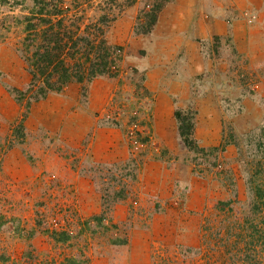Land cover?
Segmentation results:
<instances>
[{
	"label": "rangeland",
	"instance_id": "1",
	"mask_svg": "<svg viewBox=\"0 0 264 264\" xmlns=\"http://www.w3.org/2000/svg\"><path fill=\"white\" fill-rule=\"evenodd\" d=\"M35 1L0 0V52L9 68L0 72V264H142V257L145 264H264V245L251 247L247 256L245 242L236 243L237 233L229 236L233 226L244 236L264 230V190L262 197L256 191L264 188V129L245 140L243 198L236 186L212 185V173L220 176L225 170L218 167L216 150L198 149L196 142L198 187L186 184L177 193L185 197L196 190L198 200L208 205L201 213L191 212L196 217L186 223V231L179 218H155L169 202L163 206L155 202L157 195L146 197L139 185L142 162L160 154L144 116L150 94L143 85L146 70L140 71L146 67V44L139 38L152 30L162 0H58L62 12L50 22L43 21L52 16L39 12ZM61 21L71 32L88 25L105 32L117 47L113 74L58 81L55 65L35 46L47 28L58 30ZM34 34L38 42L29 40ZM79 49L83 61L86 44ZM53 94L64 96L72 111L85 109L98 127L122 124L130 160L112 168L92 164L87 137L79 147L68 146L64 122L41 117L36 124L26 123L32 106L47 109ZM6 95L19 107L16 115V107L5 104ZM50 114L43 109L37 115Z\"/></svg>",
	"mask_w": 264,
	"mask_h": 264
},
{
	"label": "crops",
	"instance_id": "2",
	"mask_svg": "<svg viewBox=\"0 0 264 264\" xmlns=\"http://www.w3.org/2000/svg\"><path fill=\"white\" fill-rule=\"evenodd\" d=\"M156 15L152 30L139 40H145L147 51L146 67L140 68L146 70L143 85L150 94L144 102L146 127L160 154L142 162L139 185L146 197L152 193L158 197L155 202L162 201L163 206L169 202L164 214L158 212L155 218H179L186 231V223L196 217L191 212L201 213L208 204L198 200L196 190L178 197L186 184L198 187V174L196 151L183 143L176 111L189 115L199 148H219L214 156L225 171L220 176L212 173L210 178H216L212 185L236 186L243 198L245 140L252 131L264 129V0H162ZM5 65L0 52V72H7ZM1 84L0 80L2 92ZM63 97L50 95L47 109L44 104L32 106L33 115L26 123L36 124L41 117L64 122L68 146L79 147L87 137L92 164L112 168L130 160L122 124L98 127L85 109L74 105L72 111ZM5 104L15 106L9 95ZM0 105L4 107V102ZM43 109L51 114L37 115ZM18 112L16 107L15 115Z\"/></svg>",
	"mask_w": 264,
	"mask_h": 264
},
{
	"label": "trees",
	"instance_id": "3",
	"mask_svg": "<svg viewBox=\"0 0 264 264\" xmlns=\"http://www.w3.org/2000/svg\"><path fill=\"white\" fill-rule=\"evenodd\" d=\"M35 2H38L39 4V12H46L47 15L52 16V18H43L44 22H50L54 18L53 14L57 15L62 12V5H58V0H36ZM57 10L58 12L56 13L55 11ZM28 19H30V17H28ZM60 23L62 24L58 26V30H56L53 26L47 28V30L42 34V43H38L35 46L37 48L36 52L38 55L41 53L44 60H47L49 63H53L55 65L53 73L56 75L59 82L67 83L73 77L78 78L80 74L82 75L78 78L79 80L86 76L89 81H92L98 76L113 74L112 67L115 66L118 59L115 56V50H117V47L107 41L105 32L102 29L96 25H91V29H89L88 25L83 32H78L77 30L71 32V30L67 29L68 26H62L63 21ZM35 34L31 35L29 40L38 42L39 36H35ZM74 35H78V37L75 38ZM97 41H99V43ZM81 43L86 44V54L84 55L85 60L83 61L82 53L79 49ZM66 56L71 63L67 62L65 58ZM37 63H40V57L37 58ZM50 77L51 76L48 78ZM176 117L180 120L179 131L183 143L189 149L195 150L197 148V144L196 140L193 138V124L189 119V115L178 110L176 111ZM198 149L200 148L198 147ZM214 150L217 151L218 148H214ZM263 190L264 188H261V185L256 187L257 194L261 197L263 196ZM255 207V210L259 209L258 206ZM234 231L237 233L236 243H239L240 241L245 242L244 252L247 256L251 254L249 253V251H252L251 247L254 250L255 246H259L263 249L264 230L261 231L257 229L249 235L244 236L245 234L243 235V233L236 231L233 226L230 227L229 236ZM251 237L254 238L251 239ZM261 251H264V249ZM262 253L264 254V252ZM261 257L264 258L262 254ZM72 262L74 263L75 260Z\"/></svg>",
	"mask_w": 264,
	"mask_h": 264
},
{
	"label": "built area",
	"instance_id": "4",
	"mask_svg": "<svg viewBox=\"0 0 264 264\" xmlns=\"http://www.w3.org/2000/svg\"><path fill=\"white\" fill-rule=\"evenodd\" d=\"M152 142L154 143L155 141H153V139H152Z\"/></svg>",
	"mask_w": 264,
	"mask_h": 264
}]
</instances>
